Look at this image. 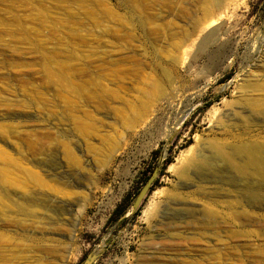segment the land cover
Returning a JSON list of instances; mask_svg holds the SVG:
<instances>
[{"label":"rangeland","instance_id":"374dc122","mask_svg":"<svg viewBox=\"0 0 264 264\" xmlns=\"http://www.w3.org/2000/svg\"><path fill=\"white\" fill-rule=\"evenodd\" d=\"M244 79L264 87V0H0V264H264V178L209 217L215 184L178 176L259 123Z\"/></svg>","mask_w":264,"mask_h":264},{"label":"bare ground","instance_id":"6f19581e","mask_svg":"<svg viewBox=\"0 0 264 264\" xmlns=\"http://www.w3.org/2000/svg\"><path fill=\"white\" fill-rule=\"evenodd\" d=\"M214 22L215 20L210 19L209 25L213 26ZM203 46L204 42L199 46V50ZM241 89L239 93L242 94L241 96L246 95V98L242 101L244 107L239 109L244 110L259 123L247 125L245 120L240 119L241 125L238 129L241 132L224 133L221 138L203 143L198 154L188 159L178 174L181 179L189 181L190 184H192L190 174L202 182L215 184L212 187L196 186L197 195L206 201L204 203L206 206L202 207L204 216H215L217 214L215 210L220 207L225 206L228 210H232L239 205L236 200H220L228 196V191L223 186L233 184L236 177L264 178V132L258 130L264 125V95L262 93L264 87L244 79ZM246 118L249 119L248 116ZM253 126H258V129L254 130ZM187 196L190 197L189 194ZM188 198L182 197V200ZM243 202L248 205L253 201L251 198H245ZM262 205L264 206V201Z\"/></svg>","mask_w":264,"mask_h":264},{"label":"water","instance_id":"95a60500","mask_svg":"<svg viewBox=\"0 0 264 264\" xmlns=\"http://www.w3.org/2000/svg\"><path fill=\"white\" fill-rule=\"evenodd\" d=\"M156 176V173H154L149 179L148 181L146 182V184L144 185V187L141 189V191L138 193L135 201H134V204L132 206V210H135L139 205L140 203L142 202L143 198L145 197V195L147 194V192L149 191V188L154 180ZM92 261V257H89L83 264H90Z\"/></svg>","mask_w":264,"mask_h":264},{"label":"trees","instance_id":"16d2710c","mask_svg":"<svg viewBox=\"0 0 264 264\" xmlns=\"http://www.w3.org/2000/svg\"><path fill=\"white\" fill-rule=\"evenodd\" d=\"M154 154H157V151H155ZM129 205H130V198H128V197L124 198L122 200V202L115 209V211L113 213V217L114 218L121 217L125 213V211Z\"/></svg>","mask_w":264,"mask_h":264}]
</instances>
